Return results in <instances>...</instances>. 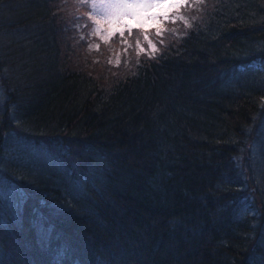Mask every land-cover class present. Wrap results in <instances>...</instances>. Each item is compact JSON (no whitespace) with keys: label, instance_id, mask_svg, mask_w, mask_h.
I'll return each instance as SVG.
<instances>
[{"label":"trees","instance_id":"1","mask_svg":"<svg viewBox=\"0 0 264 264\" xmlns=\"http://www.w3.org/2000/svg\"><path fill=\"white\" fill-rule=\"evenodd\" d=\"M82 4L0 0V264H264V0Z\"/></svg>","mask_w":264,"mask_h":264},{"label":"snow or ice","instance_id":"2","mask_svg":"<svg viewBox=\"0 0 264 264\" xmlns=\"http://www.w3.org/2000/svg\"><path fill=\"white\" fill-rule=\"evenodd\" d=\"M178 6L176 3H170L169 0H98L91 5L95 10V16L98 17L95 20L97 32L101 31L99 27L101 21L110 25L123 24V27H115L109 36L119 32V35L123 37L125 30L131 35L133 28H141L145 30L144 39L149 41L153 50H155V45L146 34L147 29L155 27L161 22L162 17H168L171 8ZM154 9L156 11H153ZM156 31L158 35L161 32L159 27ZM137 46H139V41H137Z\"/></svg>","mask_w":264,"mask_h":264},{"label":"rangeland","instance_id":"3","mask_svg":"<svg viewBox=\"0 0 264 264\" xmlns=\"http://www.w3.org/2000/svg\"><path fill=\"white\" fill-rule=\"evenodd\" d=\"M22 1H26V0H22ZM180 0H169V2L170 3H177V2H179ZM94 2H98V0H91V5H92V3H94ZM190 8L191 9H194L191 5H190ZM153 11H156L155 9L153 10ZM91 16H92V18L94 19V20H96V19H98V17H96L95 16V10L91 7ZM105 23L106 22H104V21H101L100 22V25H99V27H100V29H101V31L100 32H97V33H100V34H105V35H107V34H109V32L111 31H113L114 30V28L115 27H118L119 25H110V24H108L107 23V25H106V27H105ZM95 30L97 29V24H96V22H95ZM106 28V29H105ZM75 51H76V53L79 51V48L78 47H76V49H75ZM112 52L114 53V54H117L118 53V51H113L112 50ZM128 57V54H126L125 55V57L123 58L124 60H125V58H127ZM118 58L117 57H112L111 58V60L112 61H116ZM102 65L100 64L97 68H100ZM103 70H106V68L105 67H103ZM244 157V156H243ZM238 158H240V156L238 157ZM236 162H238V161H236ZM245 163V161L243 162V163H241V164H239L240 165V167H242L243 166V164ZM238 164V163H237ZM0 192L1 193H3V194H5L3 191H1L0 190Z\"/></svg>","mask_w":264,"mask_h":264}]
</instances>
